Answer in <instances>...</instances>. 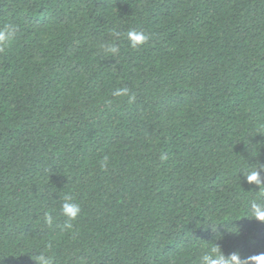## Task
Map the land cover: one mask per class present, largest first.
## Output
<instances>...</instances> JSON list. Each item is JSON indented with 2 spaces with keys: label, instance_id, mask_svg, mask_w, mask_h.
<instances>
[{
  "label": "trees",
  "instance_id": "16d2710c",
  "mask_svg": "<svg viewBox=\"0 0 264 264\" xmlns=\"http://www.w3.org/2000/svg\"><path fill=\"white\" fill-rule=\"evenodd\" d=\"M8 22L0 264H36L48 242L53 264L264 252L249 208L264 195L242 176L264 165V0H0ZM131 29L150 39L130 47ZM66 196L81 213L62 232Z\"/></svg>",
  "mask_w": 264,
  "mask_h": 264
},
{
  "label": "clouds",
  "instance_id": "9594fccd",
  "mask_svg": "<svg viewBox=\"0 0 264 264\" xmlns=\"http://www.w3.org/2000/svg\"><path fill=\"white\" fill-rule=\"evenodd\" d=\"M19 30V25L12 22L0 25V53H4L16 41ZM111 35L114 38L113 41L106 45H101V47L107 53L116 55L120 51L117 41L122 36V33L113 29ZM123 36L128 41L129 46L134 49L146 44L150 39L143 30L137 29L128 30ZM111 95L116 98L127 97V102L129 104L135 101V95L131 93V90L128 87L117 88ZM109 103H111V101H109ZM160 159L161 161L166 160L167 155L162 154ZM107 163L108 158L105 157L100 161V166L106 167ZM262 173H264V165H259L242 176L248 184L256 185L259 188V192L264 195V176L261 175ZM249 208L251 219L264 224V202L253 201L250 203ZM61 213L66 217V221L63 224L61 231H71L73 229L71 221H74L80 215L81 207L78 203L74 202L71 197L66 196L61 205ZM44 221L49 226L54 222L52 215L49 213L44 214ZM219 238L220 237L218 236L217 239ZM52 247L53 245L51 242H48L45 245L44 249L33 259L36 264H53V258L48 254V250ZM198 264H264V252L242 259L239 252H232L228 256H225L219 245L213 244L207 250H202L201 255L198 258Z\"/></svg>",
  "mask_w": 264,
  "mask_h": 264
}]
</instances>
